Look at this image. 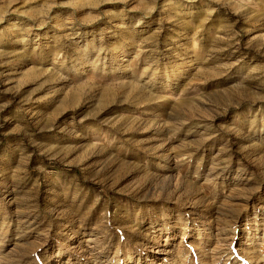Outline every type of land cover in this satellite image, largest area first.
I'll return each mask as SVG.
<instances>
[{
  "label": "rangeland",
  "instance_id": "374dc122",
  "mask_svg": "<svg viewBox=\"0 0 264 264\" xmlns=\"http://www.w3.org/2000/svg\"><path fill=\"white\" fill-rule=\"evenodd\" d=\"M0 264H264V0H0Z\"/></svg>",
  "mask_w": 264,
  "mask_h": 264
}]
</instances>
